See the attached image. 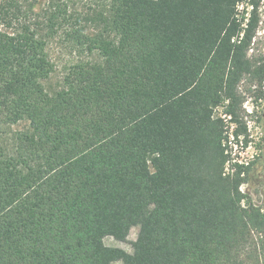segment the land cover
Masks as SVG:
<instances>
[{
    "label": "trees",
    "instance_id": "1",
    "mask_svg": "<svg viewBox=\"0 0 264 264\" xmlns=\"http://www.w3.org/2000/svg\"><path fill=\"white\" fill-rule=\"evenodd\" d=\"M36 2L0 0V264H264L228 150L263 97L260 0ZM62 27L78 56L51 86Z\"/></svg>",
    "mask_w": 264,
    "mask_h": 264
},
{
    "label": "rangeland",
    "instance_id": "2",
    "mask_svg": "<svg viewBox=\"0 0 264 264\" xmlns=\"http://www.w3.org/2000/svg\"><path fill=\"white\" fill-rule=\"evenodd\" d=\"M63 3L70 4L78 14H91L98 9L100 0H37L34 11L37 13L50 11L51 8H55L56 4ZM241 8L242 6L239 7V10ZM258 12L261 22L249 54H264V0H260ZM64 31L63 27L58 29L49 46V55L54 64V72L47 81V85L57 86L66 74L68 67L77 60L78 55L67 46ZM242 109L244 110L242 113L243 122L248 133L247 144L243 143L242 138H229L230 164L253 162L247 178L248 181L241 186V191L248 196L253 204L264 206V89L263 97L260 99L256 98L253 91L246 94ZM216 113L224 117L222 108H218ZM136 235L137 229L133 228L125 242H118L107 237L104 239V244L129 253L131 252V242L136 239Z\"/></svg>",
    "mask_w": 264,
    "mask_h": 264
}]
</instances>
